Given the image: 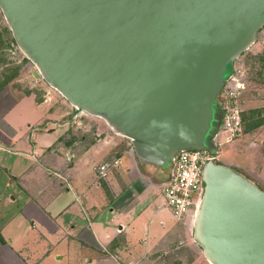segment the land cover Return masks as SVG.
<instances>
[{"label": "water", "instance_id": "water-1", "mask_svg": "<svg viewBox=\"0 0 264 264\" xmlns=\"http://www.w3.org/2000/svg\"><path fill=\"white\" fill-rule=\"evenodd\" d=\"M20 52L73 108L169 170L208 150L193 237L210 264H264V190L215 161L219 103L264 29V0H0Z\"/></svg>", "mask_w": 264, "mask_h": 264}, {"label": "crops", "instance_id": "crops-1", "mask_svg": "<svg viewBox=\"0 0 264 264\" xmlns=\"http://www.w3.org/2000/svg\"><path fill=\"white\" fill-rule=\"evenodd\" d=\"M28 105L34 118L24 117ZM46 107L23 96L0 109V159L12 155L5 173L19 206L16 232L0 228V264H210L193 219L166 207L168 171L140 163L116 138L43 125L56 121ZM116 160L100 178L97 166Z\"/></svg>", "mask_w": 264, "mask_h": 264}, {"label": "rangeland", "instance_id": "rangeland-1", "mask_svg": "<svg viewBox=\"0 0 264 264\" xmlns=\"http://www.w3.org/2000/svg\"><path fill=\"white\" fill-rule=\"evenodd\" d=\"M8 30L7 23L0 11V31L5 34L8 38L7 42L10 44L9 47L0 50V82H4L7 80L6 78H12L7 85L1 88L0 109L9 107L13 101L20 97H31L37 104L47 106V109L44 110L51 114L50 118L56 116L55 122L47 118L43 125L50 126L55 123L56 126H67V128H74L79 132L86 130L84 132L94 134V141L103 138L110 140L116 138L120 140L123 149L133 151L128 139L118 136L103 120L77 111L57 91L49 87L36 67L20 52L17 45L11 42V33ZM258 56H263V60L257 61ZM261 67L264 69V29L259 33L256 44L235 63L234 76L242 78L248 86L243 94V112L264 108V85L255 83L252 79L259 77L258 72ZM24 111V117L28 115L34 118L36 115L29 105ZM67 136L63 139L67 140ZM2 155L0 154V156ZM11 157L12 155L6 154L0 159V228L4 229L5 234L16 232L14 222L16 214L19 212V206L10 203L15 188L10 187L5 173L8 164L6 158L10 159ZM218 160L220 163L237 169L264 190V125L250 133L244 131L243 136L221 146ZM161 191L163 192V188ZM65 260L66 258L60 264H68V261Z\"/></svg>", "mask_w": 264, "mask_h": 264}, {"label": "built area", "instance_id": "built-area-1", "mask_svg": "<svg viewBox=\"0 0 264 264\" xmlns=\"http://www.w3.org/2000/svg\"><path fill=\"white\" fill-rule=\"evenodd\" d=\"M247 87L242 78L233 76L219 96L224 119L216 139L218 149L244 134L242 102ZM211 158L208 150H191L176 156L168 170V180L162 185L166 207L175 219L185 220L191 217L194 220L205 190L203 168ZM218 159L219 154L215 161H219ZM119 163L116 160L98 165L97 172L100 178L107 179L111 169L118 167Z\"/></svg>", "mask_w": 264, "mask_h": 264}, {"label": "trees", "instance_id": "trees-1", "mask_svg": "<svg viewBox=\"0 0 264 264\" xmlns=\"http://www.w3.org/2000/svg\"><path fill=\"white\" fill-rule=\"evenodd\" d=\"M10 32V30H8ZM11 33V32H10ZM3 32L0 31V50L4 49L5 47H9L10 44L7 42L8 38L5 36ZM6 38V41H5ZM11 42L15 43V40L11 34ZM256 58V57H255ZM257 61L263 60V56H258ZM256 69V67H253ZM261 67L260 71L258 72L259 77L258 78H252L255 83L264 85V72ZM4 82H0V91L2 90L5 85L8 84V82L12 78H6ZM242 120L245 127V133H250L264 125V108H258V109H251L247 112H243L242 114ZM0 241L3 242L2 238L0 237Z\"/></svg>", "mask_w": 264, "mask_h": 264}]
</instances>
